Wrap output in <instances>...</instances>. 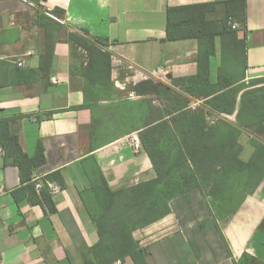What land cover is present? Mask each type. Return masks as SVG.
I'll list each match as a JSON object with an SVG mask.
<instances>
[{"label":"crops","instance_id":"crops-1","mask_svg":"<svg viewBox=\"0 0 264 264\" xmlns=\"http://www.w3.org/2000/svg\"><path fill=\"white\" fill-rule=\"evenodd\" d=\"M225 1L232 0H0V119L16 120L12 131L29 156L43 144L46 164L34 174L60 172L65 185L55 195L46 189L44 197L34 183L22 181L17 166L6 164L0 148V264H85L99 241L87 209L93 204L89 183L103 175L117 190L156 177L148 154L131 140L147 128L149 100L155 108L164 104L138 95L135 87L149 81L173 86V80L198 72V42L167 39V8ZM56 9L64 11L63 19L52 15ZM246 14L239 31L249 83L264 80V0H246ZM44 15L64 26L55 34L47 78L37 72L50 26ZM70 27L109 45L102 51L110 54V78L106 68L88 91L87 107L81 73L88 59L81 49L75 55ZM220 66L218 46L213 82ZM193 100L194 108L202 104ZM244 135L242 159L248 161L254 148ZM209 204L208 196L192 190L170 202L168 216L136 231L149 251L146 264H236L244 254L264 264V180L236 213L217 223ZM116 264L135 263L128 258Z\"/></svg>","mask_w":264,"mask_h":264},{"label":"trees","instance_id":"trees-1","mask_svg":"<svg viewBox=\"0 0 264 264\" xmlns=\"http://www.w3.org/2000/svg\"><path fill=\"white\" fill-rule=\"evenodd\" d=\"M166 14L169 41L198 42V72L173 80L172 87L152 81L135 87L138 95L155 96L164 104L155 108L149 100V122L139 133L156 177L117 190L109 186L103 175L89 183L93 204L87 209L99 241L91 248L85 264L124 263L128 258L135 264H146L149 251L140 246L134 233L168 216L172 200L198 189L210 198V212L216 222L236 213L264 180V80L244 81L246 41L230 25V19L240 25L246 22V0L168 7ZM52 15L63 19L64 11L56 9ZM46 18L50 26L45 24ZM42 22L47 27V46L37 72L47 78L55 55V34L64 26L45 15ZM69 37L75 55L79 58L81 49L88 59L81 73L86 79L83 107H87L92 105L88 104V91L96 89L97 80L106 68L110 78V54L102 51L109 45L105 40L73 32ZM218 46L221 66L217 81L213 82L211 60L217 55ZM192 99L202 104L194 108ZM15 121L0 119V148L6 164L20 169L22 181L32 182L35 170L46 164L44 146L39 142L35 155L29 156L19 135L12 131ZM245 133H249L254 148L248 161L242 159L244 146L240 142ZM46 179L65 186L60 172ZM45 191L40 194L48 198ZM260 229H264V222ZM236 264L261 263L244 254Z\"/></svg>","mask_w":264,"mask_h":264},{"label":"built area","instance_id":"built-area-1","mask_svg":"<svg viewBox=\"0 0 264 264\" xmlns=\"http://www.w3.org/2000/svg\"><path fill=\"white\" fill-rule=\"evenodd\" d=\"M230 25L232 26L233 30L240 29V24L233 22L231 19H230ZM12 63L18 65L19 67H22L24 65V62L18 59L12 60ZM131 143H132L133 148L137 151H139L142 148L141 141L138 136H134L131 140ZM32 183H34L35 189L38 193H41L44 189H47L50 192V194L55 195L59 193L61 189V186L59 185L58 182L51 181V180H48L40 176H36L35 174L33 175ZM1 192H3V190L0 187V193Z\"/></svg>","mask_w":264,"mask_h":264},{"label":"water","instance_id":"water-1","mask_svg":"<svg viewBox=\"0 0 264 264\" xmlns=\"http://www.w3.org/2000/svg\"><path fill=\"white\" fill-rule=\"evenodd\" d=\"M70 30H72L73 32H75V33H78V34H80V35H83V36H85V37H87V38H89V36H87L86 34H84V33H82L81 31H79V30H77V29H75V28H73V27H70ZM166 84V83H165ZM168 85V84H167ZM169 87H172L171 85H168ZM194 102H198L197 100H193ZM228 121H230V122H232L229 118H226ZM249 134V133H248Z\"/></svg>","mask_w":264,"mask_h":264},{"label":"rangeland","instance_id":"rangeland-1","mask_svg":"<svg viewBox=\"0 0 264 264\" xmlns=\"http://www.w3.org/2000/svg\"><path fill=\"white\" fill-rule=\"evenodd\" d=\"M195 106V105H194ZM232 120H234L233 118H231ZM242 135H244V134H242ZM245 136V135H244ZM242 137V136H241Z\"/></svg>","mask_w":264,"mask_h":264}]
</instances>
